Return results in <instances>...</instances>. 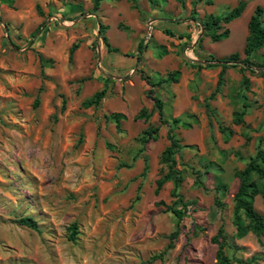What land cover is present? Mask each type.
<instances>
[{"label": "rangeland", "instance_id": "obj_1", "mask_svg": "<svg viewBox=\"0 0 264 264\" xmlns=\"http://www.w3.org/2000/svg\"><path fill=\"white\" fill-rule=\"evenodd\" d=\"M238 1L98 0L95 9L94 0H0V264H217L220 227L233 264H264V236L236 237L232 215L237 174L264 151V77L229 67L215 92V60L244 58L249 18L264 0H242L241 16L211 31L203 25ZM252 58L264 65V48ZM173 71L177 83L145 81ZM100 90V104L83 108ZM142 111L150 118L135 120ZM219 126L232 131L227 140ZM170 128L180 174L156 194ZM252 206L264 218L261 195ZM25 217L36 230L17 222Z\"/></svg>", "mask_w": 264, "mask_h": 264}, {"label": "trees", "instance_id": "obj_2", "mask_svg": "<svg viewBox=\"0 0 264 264\" xmlns=\"http://www.w3.org/2000/svg\"><path fill=\"white\" fill-rule=\"evenodd\" d=\"M94 8L96 9L98 6V0H94ZM120 1V0H115ZM246 7V3L242 0L238 1V4L232 8L226 15L224 16H210L204 25V29L208 32L213 30L214 28H218V26L223 24H228L236 19H238L243 13ZM42 25L38 27V29L32 34V37L37 36L40 31ZM248 35L245 39V44L243 48L244 58L240 59L239 53H233L229 55L227 58L222 60H215L220 64L221 71L219 73L218 82L216 91L218 92L219 86L222 82V77L224 71L229 67L239 66L242 71H248L251 74H257L260 77H264V65L263 63H257L253 60V54L257 53L259 50L264 48V9L260 6H256L249 18L248 21ZM104 27L100 28V34L104 33ZM229 35V31L226 29L219 34H211V39L214 42H220L224 39H227ZM106 46L108 47V43L105 37L102 38ZM77 44H73L70 52L69 59H71L72 54L77 49ZM144 49V43L140 42L138 45L139 54L142 53ZM109 51L117 52V49H110ZM214 59V58H212ZM201 67V66H199ZM180 76L179 71H173L169 73L166 77L161 78L157 83H151L149 78L146 77L145 81L151 86H160L162 84H172L177 83ZM243 83L247 84L248 79L243 78ZM153 89H149L146 92V96L150 98L153 102V108L156 110L159 116V120L162 124H167V121L163 120V103L162 101L153 95ZM105 96V90L97 91L96 94L85 101L82 102V107L85 109L91 107H97L103 97ZM246 107V105H244ZM207 112L213 111L208 104L205 105ZM122 114H113L111 119L116 122V125L123 119ZM150 118V114L142 111L139 113L134 119L135 120H144L147 121ZM233 123L236 125L243 124V112H234L232 115ZM181 123L183 128H190L191 124L188 122H181L180 119H173L172 124ZM220 133L224 136L225 140H227L232 131L219 126ZM157 129H153L152 131L145 133L147 136L146 140L155 138ZM171 128L169 129L168 138L170 140L169 145L163 150L161 153V164L165 165L167 168V172L161 178L156 181L155 193L158 194L161 187L172 178L174 175L180 174V172L175 168L176 160L175 155L178 153L180 149L179 140H177L174 135H170ZM239 183L236 192L233 195V225L236 228V237L242 238L248 232L253 233L256 236H264V218L261 214L256 212L252 206L253 198L256 195H261L264 199V151L261 148H258L256 153L251 156L246 163L245 167L237 174ZM180 178V177H176ZM179 181V180H178ZM198 184H202L200 180L197 182ZM219 190V187L216 188ZM215 205L220 207V203L215 200ZM186 206V205H183ZM173 214L180 219L183 215V212L178 210H173ZM247 221V224L244 221ZM20 225L28 227L30 229H37V223L30 217L21 218L17 221ZM73 230H75V225L72 226ZM75 233V232H74ZM178 235V231L173 232L170 237L171 239L176 238ZM70 240H74V237L71 236ZM212 243L216 245L215 252V260L217 264H233L231 258L227 256L225 253V248L230 246L228 245L226 235L224 234L222 228L220 227L217 233L212 236Z\"/></svg>", "mask_w": 264, "mask_h": 264}, {"label": "water", "instance_id": "obj_3", "mask_svg": "<svg viewBox=\"0 0 264 264\" xmlns=\"http://www.w3.org/2000/svg\"><path fill=\"white\" fill-rule=\"evenodd\" d=\"M97 54H98V62H99V60H100V52L98 51Z\"/></svg>", "mask_w": 264, "mask_h": 264}, {"label": "built area", "instance_id": "obj_4", "mask_svg": "<svg viewBox=\"0 0 264 264\" xmlns=\"http://www.w3.org/2000/svg\"><path fill=\"white\" fill-rule=\"evenodd\" d=\"M151 29V28H150ZM148 36H150V33L148 34Z\"/></svg>", "mask_w": 264, "mask_h": 264}]
</instances>
